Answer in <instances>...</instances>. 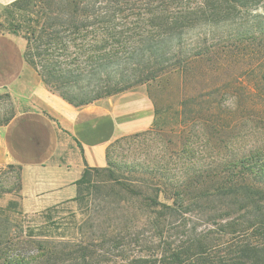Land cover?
<instances>
[{"label":"trees","instance_id":"obj_1","mask_svg":"<svg viewBox=\"0 0 264 264\" xmlns=\"http://www.w3.org/2000/svg\"><path fill=\"white\" fill-rule=\"evenodd\" d=\"M8 12L10 32L27 40V62L74 105L183 68L167 63L165 41L198 25L239 24V42L260 56L264 82V0H15ZM110 164L87 169L82 186ZM119 184L125 197L98 233L37 237L9 229L6 217L0 264H264V152L184 181Z\"/></svg>","mask_w":264,"mask_h":264},{"label":"rangeland","instance_id":"obj_2","mask_svg":"<svg viewBox=\"0 0 264 264\" xmlns=\"http://www.w3.org/2000/svg\"><path fill=\"white\" fill-rule=\"evenodd\" d=\"M8 5L0 9L4 32L10 31ZM15 15L21 19L19 13ZM239 30V24L198 25L180 37L166 39L167 63H181L185 68L178 65L157 79L127 89L152 99L157 115L154 126L109 146L110 170L92 172L80 199L26 211L20 201L19 168H0V229L10 227L55 239H77L79 229L98 233L109 227V211L125 197V193L121 198L117 195L120 182L158 177L184 181L200 169L222 168L232 159L264 152L261 58L247 43L239 42ZM11 105V97L0 99V120L12 113Z\"/></svg>","mask_w":264,"mask_h":264},{"label":"crops","instance_id":"obj_3","mask_svg":"<svg viewBox=\"0 0 264 264\" xmlns=\"http://www.w3.org/2000/svg\"><path fill=\"white\" fill-rule=\"evenodd\" d=\"M13 1L0 0V9ZM26 48L22 34L0 29V95L10 94L13 115L0 124V168H19L21 204L34 211L75 200L86 170L109 166V146L152 128L157 115L136 90L70 103L27 62Z\"/></svg>","mask_w":264,"mask_h":264}]
</instances>
